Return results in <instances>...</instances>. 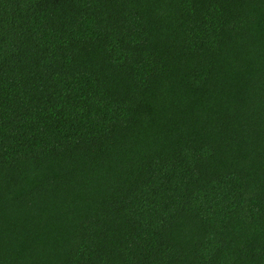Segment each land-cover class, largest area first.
I'll use <instances>...</instances> for the list:
<instances>
[{
	"label": "trees",
	"instance_id": "1",
	"mask_svg": "<svg viewBox=\"0 0 264 264\" xmlns=\"http://www.w3.org/2000/svg\"><path fill=\"white\" fill-rule=\"evenodd\" d=\"M0 264H264V0H0Z\"/></svg>",
	"mask_w": 264,
	"mask_h": 264
}]
</instances>
